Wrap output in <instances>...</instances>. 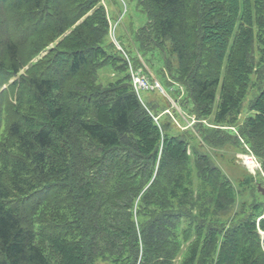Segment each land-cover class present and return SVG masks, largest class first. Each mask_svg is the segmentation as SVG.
Here are the masks:
<instances>
[{"label":"trees","instance_id":"16d2710c","mask_svg":"<svg viewBox=\"0 0 264 264\" xmlns=\"http://www.w3.org/2000/svg\"><path fill=\"white\" fill-rule=\"evenodd\" d=\"M137 1L146 21L118 38L134 69L161 53L177 133L137 93L102 0H0V264H264V200L231 215L235 186L191 133L242 149L237 126L264 171V0ZM3 73L20 74L7 105Z\"/></svg>","mask_w":264,"mask_h":264},{"label":"rangeland","instance_id":"374dc122","mask_svg":"<svg viewBox=\"0 0 264 264\" xmlns=\"http://www.w3.org/2000/svg\"><path fill=\"white\" fill-rule=\"evenodd\" d=\"M108 7L110 9L111 16L113 19L116 21L119 19V13L123 12L124 10V2L127 6V11L124 14V18L119 24V27H124V25H127L128 23H132L136 26H139L141 24H144L146 21V16L145 13L141 10V6L139 5V2L137 0H106ZM124 1V2H123ZM137 24V25H136ZM2 32H8L13 38H18L19 33L16 32V29H1ZM5 32V33H6ZM110 38V37H109ZM114 43V40L110 38ZM53 45V44H52ZM134 48V46H132ZM48 52V49L42 51L37 57H35L32 61L34 62L39 58L40 56H43ZM143 55V53H140ZM143 57V56H142ZM151 57H154L153 60H150ZM145 63L149 64L150 67H148V71H152V73L157 77L160 85L162 84L161 89L157 87L156 90L154 91H147V90H142L141 96L143 100L146 103L150 102V105L153 106L155 111H159L162 113L163 109L166 108L164 112H167L169 107H173L172 109V114H168L171 117V122H170V127L169 130L173 133H177L178 131H182L181 125V118H182V113L176 111L175 108H178L176 105L177 102L173 101V99H170L166 87L164 86L165 82V75L162 73V68H163V59L161 56V53L158 51H152L149 55L145 56ZM31 61V62H32ZM154 61L155 64L152 63ZM31 62L28 63L27 65L22 68L20 74L26 73V71L29 69L31 66ZM147 71V75L152 77L154 76L150 72ZM4 74V80L5 83L2 84V89L6 90V93L4 94L3 98V103L6 105L9 100H12L13 102H16V89L12 88L13 86L11 85L12 82L15 79H18L20 77V74L17 76L10 77L9 80L7 81V78L9 77L10 74ZM117 74L115 73L114 69H111L110 67H104L99 70L98 72V78L99 81L102 84H107L108 82L117 79ZM154 80V77L152 78ZM167 81V80H166ZM164 83V84H163ZM2 90V91H3ZM256 91V90H255ZM164 92V93H162ZM166 92V93H165ZM257 92V91H256ZM254 91H250L248 96L244 100V105L241 114L239 115L238 121L241 123L246 116L249 114L247 110V104L251 96L254 95ZM169 102H168V99ZM171 102V104H170ZM3 104V105H4ZM151 106V107H152ZM168 108V109H167ZM166 114H162L161 118L164 120L166 117H168ZM8 119H5V122H1L2 126L4 125V128H1L2 131L7 129V126L10 125V120L13 119V116L10 118L7 116ZM176 117V118H175ZM167 121V119H165ZM181 124V125H180ZM194 135V138L197 140L194 141V144H196V147H198L199 151L202 153H205L209 155L214 162L215 165H217L221 171L229 177L237 191V201L235 202L234 206L231 207V210L229 211L230 214L232 215L234 212L240 211L242 208V205H250L254 201H263L264 200V195L258 191V184H262L264 186V171L263 169H258L255 173H252L248 168L245 167L244 163L241 161L239 157V153H241L240 146H234L232 144H227L223 147H210L209 145L204 144L203 142L200 141V136H198V133H195V131L191 132ZM198 141L200 144H198ZM261 162V161H260ZM1 167V164H0ZM264 219V210L260 216V218ZM258 219V221L260 220ZM259 233L261 234L262 238V249L264 250V230L259 229Z\"/></svg>","mask_w":264,"mask_h":264},{"label":"built area","instance_id":"2783aa9c","mask_svg":"<svg viewBox=\"0 0 264 264\" xmlns=\"http://www.w3.org/2000/svg\"><path fill=\"white\" fill-rule=\"evenodd\" d=\"M134 82H135V85L137 87H145V86L147 87L148 86L147 83L145 82V80L143 78H141V77H138V76L135 77ZM253 161H254V158L252 156H247L246 157V162L248 164L253 163Z\"/></svg>","mask_w":264,"mask_h":264},{"label":"bare ground","instance_id":"6f19581e","mask_svg":"<svg viewBox=\"0 0 264 264\" xmlns=\"http://www.w3.org/2000/svg\"><path fill=\"white\" fill-rule=\"evenodd\" d=\"M158 81L159 80L157 79L155 85H156V87H159L161 89L162 84L160 85V83H159L160 81L159 82ZM253 163H254V161H253ZM251 165H253V164L251 163Z\"/></svg>","mask_w":264,"mask_h":264},{"label":"water","instance_id":"95a60500","mask_svg":"<svg viewBox=\"0 0 264 264\" xmlns=\"http://www.w3.org/2000/svg\"><path fill=\"white\" fill-rule=\"evenodd\" d=\"M259 190L264 194V187L261 185V184H259Z\"/></svg>","mask_w":264,"mask_h":264}]
</instances>
